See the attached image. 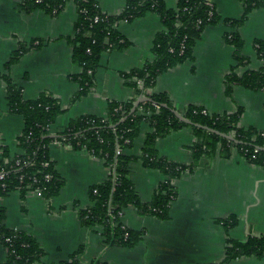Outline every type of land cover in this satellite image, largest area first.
Instances as JSON below:
<instances>
[{
    "label": "crops",
    "instance_id": "crops-1",
    "mask_svg": "<svg viewBox=\"0 0 264 264\" xmlns=\"http://www.w3.org/2000/svg\"><path fill=\"white\" fill-rule=\"evenodd\" d=\"M94 1L102 13L116 15L131 0ZM176 2L165 0V5L174 9ZM214 7L221 20L239 19L243 12L238 0H214ZM76 19L73 0L57 15L38 10L25 13L20 0H0V149H7L11 156L20 153L17 138L23 119L8 111L1 79L4 74L21 88L24 100L47 93L59 101L63 112L50 126L51 134L61 132L81 116L104 117L108 102H135L137 97L151 93L137 95L121 76L152 60L154 37L164 27L155 13L147 12L131 22L116 24L127 47L102 53L92 90L71 102L79 89L73 76L80 68L71 60L69 45ZM232 31L222 22L204 28L194 45L193 60L160 74L153 91L166 94L180 114L188 106L204 109L209 115L241 109L240 127L264 131V90L235 85L229 95L224 91V77L235 65L233 49L224 39ZM237 32L243 41L241 55L246 65L235 72L257 71L262 62L253 44L264 39V7L252 10ZM21 45L26 51L16 64L5 69L10 54ZM150 131L148 123L142 122L133 146L124 153L138 157ZM194 140L191 129L182 128L157 139L155 148L170 162L189 164ZM48 153L64 181L57 196L45 200L29 192L21 199L19 192L13 191L0 198L4 226L31 235L44 251L34 264H215L224 257L227 239L242 242L249 235L264 233V167L247 162L233 150L229 158L220 157L218 152L209 160L202 158L191 172L173 182L176 195L167 220L139 215L132 206L123 209L119 222L127 229L142 231L141 240L131 248H103L101 229L82 227L77 212L90 205L88 190L107 179L108 169L88 151L58 142L49 143ZM129 179L145 203L165 177L137 160L129 164ZM229 217H235L237 224L226 234L222 222ZM77 251L81 255L71 261ZM6 260L0 243V264ZM229 264H264V257H241Z\"/></svg>",
    "mask_w": 264,
    "mask_h": 264
},
{
    "label": "trees",
    "instance_id": "trees-1",
    "mask_svg": "<svg viewBox=\"0 0 264 264\" xmlns=\"http://www.w3.org/2000/svg\"><path fill=\"white\" fill-rule=\"evenodd\" d=\"M68 1L20 0V7L25 13L38 10L47 15H57ZM73 1L77 19L69 45L71 60L80 68V72L73 76L79 89L71 102L81 99L92 90L102 53L127 47L128 43L116 30V24L120 21L131 22L147 12H153L160 18L164 29L154 37L152 60L146 61L141 68L131 69L121 75L124 84L133 88L137 95L151 90V93L145 94L150 102L140 104L132 114L129 111L134 100L108 102L104 117L81 116L72 120L61 132L51 134L50 126L63 112L59 101L47 93H41L32 100H24L21 88L7 74L2 75L8 111L21 116L23 129L17 138L19 154L11 156L7 149H0V170L5 173L4 180L0 182V198L17 191L23 199L27 193L36 189L40 190L45 200L57 196L64 181L50 160L49 143L58 142L75 149H84L102 160L109 174L105 181L89 188L90 205L78 210L79 222L85 228L101 229L100 243L103 248H131L141 240L143 232L122 226L119 222L122 210L132 206L139 215L167 220L170 203L176 195L173 182L182 174L191 172L202 158L209 160L216 152L222 158H229L234 150L247 162L264 167V150L258 149H264V131L240 127L241 109L222 115H203L200 108L188 106L181 114L192 123L230 135L234 143L180 122L171 112L173 105L169 97L153 91L160 74L193 60L194 45L204 28L219 22L233 29L224 35L225 42L233 49L235 62L223 80L225 94L229 95L235 85L252 91L264 90V39L253 44L257 58L262 62L261 67L257 71H245L240 75L235 72L236 68L246 65V59L241 55L243 41L237 29L252 10L264 7V0H238L243 6L241 17L222 20L215 7L211 10L204 4L205 0H177L174 9H168L165 0H131L116 15L102 13L94 0ZM95 17L97 22L93 21ZM25 51L22 45L13 51L5 69L16 64ZM142 122L148 123L151 131L144 137L141 153L138 157L126 155L124 151L133 146ZM182 128H190L195 138L189 164L170 162L160 157L155 148L157 139ZM116 149L120 150L119 154H116ZM137 160L144 167L157 170L165 177L157 185L150 201L145 203L139 199L129 179V164ZM47 174L49 180L44 179ZM4 217L5 211L0 207V243L7 253L6 264L38 262L44 251L36 240L22 231L6 228ZM222 224L227 234L237 224V219L229 217ZM80 255V251H77L71 256V261ZM241 257H264V233L249 235L242 242L227 239L224 257L215 264H229ZM95 264L101 263L97 261Z\"/></svg>",
    "mask_w": 264,
    "mask_h": 264
},
{
    "label": "water",
    "instance_id": "water-1",
    "mask_svg": "<svg viewBox=\"0 0 264 264\" xmlns=\"http://www.w3.org/2000/svg\"><path fill=\"white\" fill-rule=\"evenodd\" d=\"M145 102H150L149 98H147V97H142V96L137 97V99L135 100V102H134L132 108H131L130 111H129V114L134 113V111L136 110V108H137L140 104L145 103ZM171 112L173 113V115H174V116H175L180 122H182V123H184V124H186V125H191V126H194V127H196V128L203 129V130H205V131H207V132H209V133L215 134V135H217V136H219V137H221V138H224V139H226V140H228V141H230V142H234V143H235L234 139H233L230 135H225V134L219 133V132H217V131H215V130H213V129L207 128V127H205V126H201V125H199V124L192 123L191 121L185 119V118H184L179 112H177V111L174 110V109H171ZM123 120H124V119H123ZM123 120H122V121H123ZM258 149L261 150V151L264 150V149H261V148H258Z\"/></svg>",
    "mask_w": 264,
    "mask_h": 264
},
{
    "label": "built area",
    "instance_id": "built-area-1",
    "mask_svg": "<svg viewBox=\"0 0 264 264\" xmlns=\"http://www.w3.org/2000/svg\"><path fill=\"white\" fill-rule=\"evenodd\" d=\"M204 4H205L209 9L212 10V8L214 7V0H205ZM208 15H209V16L211 15V11L208 12ZM93 21H94V22H97V18L95 17ZM169 51L171 52L172 49H170ZM200 113L203 114V115L207 114V112H206L204 109H201ZM119 153H120V150H119V149H116V154H119ZM42 165H43V166H46L45 163H43ZM4 178H5V173H4L3 170H0V182H2V181L4 180ZM44 179H45V180H49V179H50V176L47 174V175L44 176ZM2 186H3V185H2ZM32 193H34V194H36L37 196H40V197H41V192H40V190H38V189L34 190ZM93 193L95 194L96 191L94 190ZM120 214H121V213H120ZM120 214H119V216H120Z\"/></svg>",
    "mask_w": 264,
    "mask_h": 264
}]
</instances>
